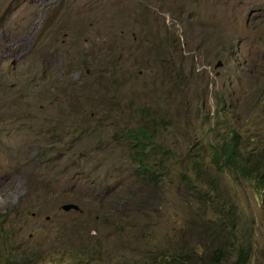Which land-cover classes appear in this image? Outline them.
<instances>
[{"label": "rangeland", "instance_id": "1", "mask_svg": "<svg viewBox=\"0 0 264 264\" xmlns=\"http://www.w3.org/2000/svg\"><path fill=\"white\" fill-rule=\"evenodd\" d=\"M235 131L264 150V0H0L6 264H264Z\"/></svg>", "mask_w": 264, "mask_h": 264}, {"label": "trees", "instance_id": "2", "mask_svg": "<svg viewBox=\"0 0 264 264\" xmlns=\"http://www.w3.org/2000/svg\"><path fill=\"white\" fill-rule=\"evenodd\" d=\"M129 135L135 140L138 151L145 149L143 140L149 138L147 129L139 127L132 129ZM144 144V145H143ZM246 153V154H245ZM213 157L219 168H228L238 175L246 178L252 184L256 196L263 200L264 207V150L259 145H254L249 151H246L239 142V134L235 131L229 138L224 139L213 150ZM3 241L0 244V264H6L11 257V236L2 235ZM159 264H190L181 261L177 256L165 258Z\"/></svg>", "mask_w": 264, "mask_h": 264}, {"label": "water", "instance_id": "3", "mask_svg": "<svg viewBox=\"0 0 264 264\" xmlns=\"http://www.w3.org/2000/svg\"><path fill=\"white\" fill-rule=\"evenodd\" d=\"M223 63L222 61H218L217 63V67L221 66ZM79 208V206L77 204H74V203H65L62 205V209L65 210V211H69V210H72V209H75L77 210Z\"/></svg>", "mask_w": 264, "mask_h": 264}]
</instances>
